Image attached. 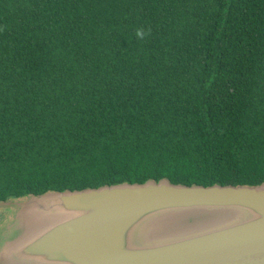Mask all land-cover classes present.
I'll return each instance as SVG.
<instances>
[{
	"label": "trees",
	"instance_id": "trees-1",
	"mask_svg": "<svg viewBox=\"0 0 264 264\" xmlns=\"http://www.w3.org/2000/svg\"><path fill=\"white\" fill-rule=\"evenodd\" d=\"M163 179L264 183V0H0V202Z\"/></svg>",
	"mask_w": 264,
	"mask_h": 264
},
{
	"label": "water",
	"instance_id": "water-1",
	"mask_svg": "<svg viewBox=\"0 0 264 264\" xmlns=\"http://www.w3.org/2000/svg\"><path fill=\"white\" fill-rule=\"evenodd\" d=\"M16 220L0 264H264V183L48 192Z\"/></svg>",
	"mask_w": 264,
	"mask_h": 264
},
{
	"label": "rangeland",
	"instance_id": "rangeland-1",
	"mask_svg": "<svg viewBox=\"0 0 264 264\" xmlns=\"http://www.w3.org/2000/svg\"><path fill=\"white\" fill-rule=\"evenodd\" d=\"M26 202L27 198L0 204V247L9 239L7 236L18 233L16 213L20 204H25Z\"/></svg>",
	"mask_w": 264,
	"mask_h": 264
},
{
	"label": "clouds",
	"instance_id": "clouds-1",
	"mask_svg": "<svg viewBox=\"0 0 264 264\" xmlns=\"http://www.w3.org/2000/svg\"><path fill=\"white\" fill-rule=\"evenodd\" d=\"M148 35H150V29L146 31L144 27H138L135 30V37L137 40H144Z\"/></svg>",
	"mask_w": 264,
	"mask_h": 264
}]
</instances>
